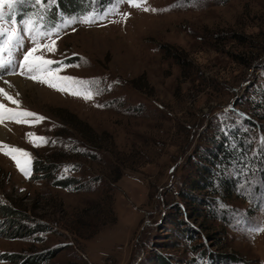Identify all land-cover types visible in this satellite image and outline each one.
<instances>
[{"label":"rangeland","instance_id":"1","mask_svg":"<svg viewBox=\"0 0 264 264\" xmlns=\"http://www.w3.org/2000/svg\"><path fill=\"white\" fill-rule=\"evenodd\" d=\"M81 1L56 0L49 11L61 23V16L99 5ZM100 2L108 13L103 19L62 26L51 37L55 52L36 53L62 62L51 67L82 82L73 91H91L92 99L4 76L27 84L16 96L20 108L45 119L1 124L10 132L0 144L27 151L31 174L25 178L0 152V208L28 217L0 210V264H264V231H251L264 229L259 173L240 185L242 197L220 205L217 220L192 217L188 206L185 215L177 210L186 204L179 191L191 176L196 145L216 127L240 125L245 114L264 126V106L254 107L264 88V0H181L179 7H171L178 0H140L139 7ZM38 11L30 3L5 5L0 25L10 28L14 18L22 28L18 22L31 18L46 31L48 17L37 19ZM20 39L23 46L12 53L17 60L34 46L27 33ZM243 128L250 154L264 151V131ZM26 133L48 142L35 147ZM69 178L70 187L55 185ZM37 223L43 231L33 232Z\"/></svg>","mask_w":264,"mask_h":264},{"label":"trees","instance_id":"2","mask_svg":"<svg viewBox=\"0 0 264 264\" xmlns=\"http://www.w3.org/2000/svg\"><path fill=\"white\" fill-rule=\"evenodd\" d=\"M100 1L97 0L99 5L101 4ZM60 5L64 6L65 0H60ZM58 6V3L53 4L52 11H56ZM257 94L259 99L254 104L255 111L262 109L264 106V88L258 90ZM238 115L241 114L238 112ZM260 117L264 119L263 115ZM240 120V125L233 122L232 125L225 126L223 130H219L216 127L215 132H211L203 144L196 145L193 148L192 155L188 158V162L192 165L191 176L186 184V189L179 191V197L186 204L184 207L177 206L178 213L185 215V212H188V206L192 209L188 213L192 217L212 221L217 220L219 217L218 213H223L224 211L220 205H226L235 196H240V185L246 178L252 176L253 173H259L264 178V151H258L253 155L250 154L252 143L249 142V135L243 128L244 126L251 128L257 126L261 131H264V126H258L251 115L245 114ZM49 168L50 170L52 169L50 166ZM33 169L34 172H40L42 169L46 171L48 167L36 166L35 168L34 166ZM248 175L250 176L248 177ZM74 183V179L69 178L58 180L55 185L65 189ZM0 210L4 211L6 216L17 217L23 221L28 219L25 213L8 206L5 208L1 207ZM43 230L44 227L37 223L33 232ZM20 234L18 232V235ZM49 256L50 254L40 258L46 261ZM18 258L17 255L3 256L4 260L13 263H17ZM20 264L36 263L25 259Z\"/></svg>","mask_w":264,"mask_h":264},{"label":"snow or ice","instance_id":"3","mask_svg":"<svg viewBox=\"0 0 264 264\" xmlns=\"http://www.w3.org/2000/svg\"><path fill=\"white\" fill-rule=\"evenodd\" d=\"M119 2L122 3L125 2V0H119ZM126 2L132 7L140 6V0H126ZM24 3H30L43 9L42 14L38 11L34 15L40 20L48 17V24H50V27L45 25L47 30L41 31L40 28L36 26V21L31 18L20 20L18 22L22 28L14 26L17 23L14 18H10L13 25L12 27L5 28L3 25H0V80H2L9 88H13L14 85L9 80L4 79V76L20 75L29 80L46 84L48 87L54 88L57 91L69 92L72 95L82 96L85 100L92 99L94 94L91 91H73L72 85L82 82L77 81L74 77L61 76L58 74L61 71V68L58 67L53 69L51 67L54 63L61 64L62 62L46 59L43 55H36V53L41 49H44L47 52H55L56 40L51 39V37L53 34H57L58 36L62 26L67 27L73 23H92L96 19H103L108 13L97 5L92 11L85 10L75 17L65 18L61 16V23H56L55 18L52 17L51 12L49 11L52 5L56 3V0H0V21H3L5 17V5L11 9L16 4L22 5ZM89 3L90 5L96 3V0H89ZM45 4H47V8H45ZM179 6H182L181 0H178V3L171 7ZM143 10L148 11L149 9L144 8ZM151 10L158 11L157 9ZM167 10L168 9H164V11ZM127 15V13L124 14L125 18H127ZM22 32L27 33L31 37L34 46L28 48L24 52L22 59L17 60L12 56V53L23 46L22 40L20 39ZM41 36L48 37L50 43L41 44L39 42ZM4 53H8L9 55L6 57ZM16 68L19 69L18 72L15 71ZM102 91L103 89H98L95 94L99 95ZM16 95L19 96L20 93L17 92ZM4 100L16 105V107L9 108L3 102H0V124H3L5 120L13 121L17 124H34L45 119V117L39 116L34 112L21 109L20 101L14 98L4 87H0V101ZM98 106L103 107V105ZM32 117L35 119H28ZM25 135L35 147L40 146L39 142H48L43 137H36L34 133H26ZM0 152L10 157V159L15 162L17 169L25 176V178L30 177V154L27 151L15 146L0 144ZM251 231H264V229L256 228Z\"/></svg>","mask_w":264,"mask_h":264},{"label":"bare ground","instance_id":"4","mask_svg":"<svg viewBox=\"0 0 264 264\" xmlns=\"http://www.w3.org/2000/svg\"><path fill=\"white\" fill-rule=\"evenodd\" d=\"M7 80H9L14 85V87L13 88H9L7 85H5L3 83V81L0 82V87H4L6 91H8L14 98L17 99L16 93L19 92L21 94L25 90L27 84L24 83L22 80L16 78V77L15 78H8ZM28 85H30V84H28ZM0 102H3L5 105L6 104H11V103H9L6 100L0 101ZM12 107H15V106L13 105ZM7 127L5 128L4 125L0 124V141H6L7 137L9 136L10 130Z\"/></svg>","mask_w":264,"mask_h":264}]
</instances>
